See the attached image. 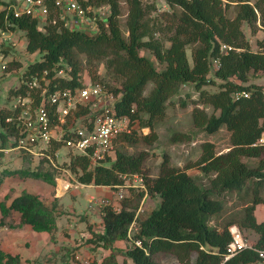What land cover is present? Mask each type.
<instances>
[{
	"label": "trees",
	"instance_id": "trees-1",
	"mask_svg": "<svg viewBox=\"0 0 264 264\" xmlns=\"http://www.w3.org/2000/svg\"><path fill=\"white\" fill-rule=\"evenodd\" d=\"M163 1L169 10L157 12L154 2L148 0H79L82 6L108 8L106 16L96 20L93 33L64 26L50 0L47 22L42 26L28 15L14 17L0 10V29L23 30L27 52L40 54L39 60L27 64L19 86L10 89V93L28 97L29 102L24 105L33 111L41 102L43 88L48 93L81 87L86 83L83 68L88 71V66H92L91 82L101 83L116 96L115 114L128 116L132 126L129 132L114 138L112 156H105L99 164L91 165L88 156L73 154L62 140L51 139L44 147L37 143L33 148L50 156L56 166L42 155L36 170H21L20 174L54 185L55 177L64 176V171L74 173L79 183L106 187L121 183L124 173L143 176L146 194L156 196L158 203L146 216H136L138 227L131 238L140 239L141 245L129 242L128 228L144 191L129 188L128 195L117 203L118 210L111 204L101 207V232H92L91 225L86 226L108 251L98 264H118V254L134 264H162L156 259L159 252L173 253L179 260L177 264H264L256 250H264V218L258 220L255 214L256 206L264 203V146L252 145L264 131V83L249 82L251 74L264 76V40L257 42L261 49L252 50L243 30V24L251 33L264 28V0ZM122 4L127 9L126 33L120 28ZM141 50H148L154 59L141 54ZM98 63L118 85L98 78ZM212 63L215 68L213 77H209ZM20 66L11 60L3 69ZM61 69L63 76L57 75ZM214 77L220 80L217 90L205 89L216 84ZM184 84H192L198 91L191 110L193 126L208 133L224 126L230 146L224 152H216L214 143L204 140L195 160L180 167L164 156L157 173L147 176L143 168L145 152L128 153L118 145L153 140L154 122L164 116L168 101ZM24 105L14 111L0 108V150L15 145L22 128L16 125L21 124ZM206 106L211 107V112L205 110ZM46 107L54 122L55 105L47 102ZM87 111V107L78 106L66 115L67 124ZM142 127L149 132L139 134L137 129ZM189 136L179 132L172 137L188 140ZM61 148H65V156L58 161L56 153ZM22 153L34 159L29 152ZM193 167L200 175L186 171ZM228 200L241 202L240 207L227 212ZM57 208L55 199L47 206L37 194L25 190L8 204L0 202L2 216L15 211L21 224L46 232L51 239L57 230ZM231 224L241 232L251 230L257 237L252 248L224 258L231 240ZM118 241L129 246L120 250L115 245ZM193 251L195 256L191 258ZM19 261L18 255L0 250V264Z\"/></svg>",
	"mask_w": 264,
	"mask_h": 264
},
{
	"label": "rangeland",
	"instance_id": "rangeland-1",
	"mask_svg": "<svg viewBox=\"0 0 264 264\" xmlns=\"http://www.w3.org/2000/svg\"><path fill=\"white\" fill-rule=\"evenodd\" d=\"M154 2L157 12L169 10V6L163 0H148ZM230 14L231 12V8ZM107 8L104 7V12ZM126 5H121L120 28L126 33L125 18ZM264 28L251 33L249 27L243 24V30L249 41L252 50L261 49L258 47V40H264ZM5 35L9 38L0 39V108L14 111L21 107L23 98L10 93V89H15L20 84V76L28 63L39 60L40 54L35 51L27 52L25 49L26 39L24 31L18 28L14 30H4ZM141 54L154 59L148 50H141ZM190 56V50L187 49ZM190 59V57H189ZM16 61L21 64L19 68L4 70L9 61ZM157 67L159 65L157 64ZM209 77H213L212 72L215 63H212ZM88 69L93 71L92 66ZM89 70H82L84 80L91 83ZM96 74L104 82L110 85H118V81L104 74L102 63H98ZM215 85H207L204 88L210 91L217 90V83L220 80L214 77ZM249 82L256 84L264 83V76L259 73L251 74ZM151 83H147V89ZM198 91L192 84L181 85L179 92L173 95L168 101L164 116L154 122L155 138L151 141H139L137 143H119L120 146L128 153H136L143 150L146 154L144 160V174L153 176L158 171V166L165 156L169 163L183 167L186 162L195 160L200 152V143L204 140L212 141L216 152H224L230 146L229 132L224 126L217 131L208 133L193 126L191 119V110L197 102ZM184 102V105H182ZM203 107L202 104H196ZM206 111L211 112V107H204ZM139 134H147L149 129L142 127L137 129ZM179 132H187L188 140L174 139L172 136ZM65 148H61L57 153L58 161L65 156ZM254 160H251V163ZM45 166V165H44ZM42 166L43 168H45ZM37 158H27L21 151L16 149L0 150V202L8 204L10 200L18 195L22 190L37 194L43 203L50 206L53 200L57 202V210L60 212L57 217V230L54 233V239L46 232H37L31 229L28 224H21L18 219V213L11 211L8 215L2 216L0 212V250L16 254L19 256V264H74L77 257H89L93 261H100L108 251L96 242L95 237L86 228L87 224L91 225L92 232L102 231L101 207L105 203H116L115 195L112 189L106 186L96 187L92 183L83 186L75 185L76 175L69 173L64 176L68 178L71 184L61 195L57 194V179L55 184H49L43 180L22 176L21 170H36ZM191 175H200L197 168L186 170ZM128 191V190H127ZM125 191L123 198L128 195ZM132 197L136 196L131 194ZM134 198V199H135ZM103 199L105 203H99ZM156 196L146 195L139 200V207H142L140 217L146 216L157 204H154ZM121 200V199H120ZM120 200L117 202L119 203ZM158 203V201H157ZM241 202L228 200L226 203L227 212L231 209H238ZM256 218L258 220L264 217V203L256 206ZM247 240L253 243L257 237L256 233L251 230H242ZM129 245L126 242H120L118 247L124 250ZM195 252H191V258ZM118 264H134L131 259L125 258L121 254L117 255ZM156 259L162 264H177L179 260L170 252H159Z\"/></svg>",
	"mask_w": 264,
	"mask_h": 264
},
{
	"label": "built area",
	"instance_id": "built-area-1",
	"mask_svg": "<svg viewBox=\"0 0 264 264\" xmlns=\"http://www.w3.org/2000/svg\"><path fill=\"white\" fill-rule=\"evenodd\" d=\"M48 0H0V10H5L6 15L12 14L14 17L28 15L35 18L39 25L42 26L47 22L50 12ZM53 7L58 11L59 18L63 25L75 30H81L93 33L97 29L98 19H103L108 13V8L104 5L99 6H82L79 0H50ZM104 7L107 11L104 12ZM51 22H55L52 19ZM3 29H0V39H7ZM223 48L230 46L222 45ZM4 67V65L2 66ZM63 70H59L57 75L63 76ZM36 83H33L35 85ZM246 96L247 93L242 92ZM41 102L31 111L28 104L29 98L22 99L20 122L16 126L22 125L19 136L15 139V145L4 150L16 149L21 152H29L35 157L46 156L50 163L54 166V160L45 154L40 149L33 148L37 143L40 147H44L51 139L62 140L65 146L73 154H81L88 156L91 165L99 164L105 156H112L113 140L117 135L123 132H129L132 126L128 116L116 115L114 112V102L116 96L108 91L101 83H84L81 87L74 90H56L46 92L43 88L40 92ZM54 104L56 108L55 121L52 122L50 113L46 107V103ZM78 106H85L88 111L72 118L67 124L66 115L71 113ZM25 107V108H24ZM252 145L264 146V131L252 143ZM58 153H56L57 156ZM64 176L69 175L64 172ZM67 174V175H66ZM64 176L57 175L55 180L64 179L61 183V188L68 189L71 185ZM122 182L113 186H107L112 189L115 195L116 203H105L103 199L99 203L111 204L114 209L118 210L117 202L123 198V193L129 188H134L138 191H144L145 198L146 187L144 178L138 173H124L121 175ZM67 181V182H66ZM57 182V181H56ZM77 185H84L76 182ZM142 212V207H138L135 219L128 228V239L130 243L137 246L141 245L140 239H132L133 232L137 230L138 223L136 220L137 214ZM231 240L226 246V254L224 258L234 255L244 248H252V243L247 240L243 233L235 224L228 227ZM258 256L264 262V250L256 249ZM99 261H93L89 257H77L74 264H98Z\"/></svg>",
	"mask_w": 264,
	"mask_h": 264
},
{
	"label": "crops",
	"instance_id": "crops-1",
	"mask_svg": "<svg viewBox=\"0 0 264 264\" xmlns=\"http://www.w3.org/2000/svg\"><path fill=\"white\" fill-rule=\"evenodd\" d=\"M66 179H68V178H66ZM63 182H65V180L64 179H59L58 181H57V194L56 195H61L63 192H65L66 190L65 189H63V188H61V183H63ZM67 182V181H66ZM85 185V184H84ZM89 185V184H88ZM80 186H83V185H80ZM94 186H96V185H94ZM96 187H98V186H96ZM99 187H102V186H99ZM105 187V186H104ZM107 188V187H106ZM154 204H157V199H154ZM256 212V211H255ZM256 214V213H255ZM264 218V217H263ZM262 218V219H263ZM261 220V219H260ZM121 241H118V242H116L115 243V245L116 246H118V244L120 243ZM117 261H118V258H117Z\"/></svg>",
	"mask_w": 264,
	"mask_h": 264
}]
</instances>
